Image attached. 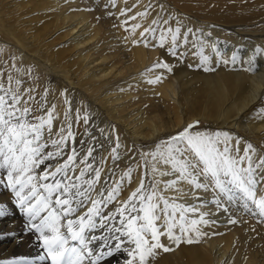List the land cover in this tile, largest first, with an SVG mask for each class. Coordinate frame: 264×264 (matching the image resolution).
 <instances>
[{"label": "snow or ice", "instance_id": "1", "mask_svg": "<svg viewBox=\"0 0 264 264\" xmlns=\"http://www.w3.org/2000/svg\"><path fill=\"white\" fill-rule=\"evenodd\" d=\"M111 3L115 6L116 0H111ZM139 15L147 16L148 12H141ZM161 23L167 24L168 21H161L159 18L152 21L157 26ZM139 27V24L133 26L131 34L135 35ZM157 32V27L147 28L140 33L141 39L133 40V44L142 42L147 47L152 39L157 38ZM145 33H148V38ZM190 33L191 29L184 33L183 44L189 42ZM169 34V55L182 58L184 53L178 55L181 47L178 43L181 38L180 26L175 29L160 27L156 46L163 48L168 42ZM197 55L203 70L212 71L208 66L209 57L204 55L202 47ZM261 55H264V49L257 47L253 56L245 62L248 67L243 70L254 74L257 71L256 58ZM237 60V55L233 53L231 63L235 64ZM222 62L229 63L228 60ZM15 67L13 64V68ZM156 68L172 71V67L163 61L153 66V69ZM159 79H148L146 82L155 84ZM21 84L20 79L14 80L11 75H8L5 84L3 73H0V172L6 173V176L0 178V184L15 197L12 203L26 217V231L38 234L40 247L46 254L39 256L40 261L50 260L51 264H85L86 261L89 264H101L107 258L126 253L123 264H150V260L157 256V250H173L161 242V237H166L177 247L182 242H198L202 235L199 226H207L210 221L205 219L206 213H201L198 218L189 217L188 214L198 212L203 203L199 206L179 203L178 199L187 195L180 187L181 184L204 192L211 188V203L226 213L231 205L239 201L244 214L257 218L258 223H264V175H261L264 173V156L255 161L258 150L251 143L245 144L241 154L240 139L227 131L194 130L199 122L188 124L176 134L160 140L154 151L142 153L141 159L145 161L144 166L148 171L120 207L110 215H103V208L119 196L120 185L111 188L106 196L103 192H97L98 198L92 197L101 178L100 169L93 168L88 162L94 149L89 148L87 154L79 160V164H84L85 167L80 169L75 179L71 174L79 166L76 148H71V154L62 163L58 159L65 155L64 148L68 146L69 139L73 142L75 140L69 115L72 112L71 102L68 99L64 101L69 105L64 113L67 130L60 127L55 134L58 138L51 139L56 106L52 105L45 111L47 91L37 101L34 95L29 94L33 89L21 92ZM257 115H264V108L259 109ZM82 118L87 124L88 115L85 113ZM80 119L81 115L77 110L76 120ZM49 140L55 151L45 152ZM120 147L117 137L115 147L111 150L113 160L119 159L117 149ZM53 159H58L54 169L45 164V161ZM42 165L45 166L44 169L37 174V169H41ZM89 169H92L94 176L84 179L89 175ZM132 172L133 169L129 168L125 173L129 183ZM157 175L173 178L164 181L157 179ZM149 176L150 180L146 181ZM49 180L52 182H45ZM168 192L177 195L168 196ZM195 198L199 199L198 196ZM84 208L86 211L80 214L79 210ZM8 214V207L0 203V218ZM97 217L100 218L99 227L106 229L103 236L89 235L98 226ZM228 222L235 224L237 220L229 218ZM191 233L196 234L195 240ZM97 240H102L103 246L96 249L90 247ZM111 241H115V244ZM0 264L33 262L18 258Z\"/></svg>", "mask_w": 264, "mask_h": 264}, {"label": "bare ground", "instance_id": "2", "mask_svg": "<svg viewBox=\"0 0 264 264\" xmlns=\"http://www.w3.org/2000/svg\"><path fill=\"white\" fill-rule=\"evenodd\" d=\"M135 1L136 0H116L115 6L111 3V8L119 10L122 6H134ZM27 2L30 1L0 0V14H2L3 11L6 12L8 9H12V12H14V17L8 21L9 24L5 27L6 40L12 46L21 48L25 52H27V46L25 45L24 39L32 38L31 42H36L31 44L33 46H45L47 49V56H45L42 63L48 64L50 69L55 68L63 73L65 70L70 71L78 89L83 90L93 101H98L100 108L107 118L102 119L101 124L104 125V131L108 132L104 133L105 135L103 133L99 134L97 131H94L97 133H93L94 145L98 146V143L101 144V149L103 150L101 156H104L107 152V155H109V147H103V144L106 143L109 137V133L112 138L119 137V141L123 146L129 147L131 140L134 142L149 141L160 133L181 130L195 119L207 120L215 124H217L218 121H221L225 125L243 124L245 126L244 131H254V135H258V133L264 130V118L257 119V121L254 122H247L244 120V116H247V112L253 110V107L259 102L263 94L264 55L256 58L257 71L254 74L243 70L248 67L245 62L253 56L255 49L257 47L264 49V26L259 30L243 33L239 30H242L244 26H249L248 22H242L229 27L231 25L229 22L202 21L204 29L207 28V24L214 25L212 27V35L207 38L204 31L201 34V39L203 44L208 47L207 50L212 51L213 57H217L220 54V69L218 68L219 70H216L217 72L215 74L213 72L212 75L205 73L203 75H195L196 73L189 71L187 68L188 66L184 65L177 68L173 75H167L166 77L164 75L163 79H160L157 83L152 85V89L150 90L152 99L149 101L147 107L150 106L153 110L147 115L140 111V109L130 110V107L133 106L130 93L124 90L118 91V87L124 84H132L133 82L130 81L131 77L137 78L144 67L153 64V62L158 63L162 58H165V53L161 52L159 47L155 46L154 40H151L150 45L147 47H145L142 42L134 45L133 40H140V33L144 32L142 29L138 28L135 35H132L127 41L130 44V52L128 51L129 60L120 61V59H117L119 54L118 56H115V54L114 56L103 55V53L97 49L100 46L98 42L99 37L103 36L101 35V27L93 26V22L90 20V12L85 11L82 7L83 3L81 0H53L51 2L49 0H37L36 4L41 3L49 8L44 13L41 11L33 12L34 9L38 8L36 5L22 12L21 5ZM110 2L111 0H109V3ZM141 6L142 4L137 8L141 9ZM31 16L33 17L29 19ZM262 18L264 19V15ZM7 19L8 18L3 19L0 16V31H2L4 27L3 24ZM33 19H37L38 21L33 24L32 28L25 31V23L27 20ZM192 24H195V22ZM183 30L184 28H181V38L184 33ZM55 31L62 32V38H65L67 41L64 56H61L60 53H55L45 44V37ZM145 37L148 38V33H145ZM245 38H248L246 39L248 41L245 42ZM190 39L191 38H189V40ZM217 39L226 40L229 42V45L221 47L222 44L217 41ZM191 41H189L188 44L190 46H192L190 44ZM238 45L241 47L239 50L236 48ZM102 46H105L104 43ZM237 51V61L240 66L235 68L236 65H231V57L233 53L236 54ZM188 60L190 59L188 58ZM222 60H228L229 63L224 64ZM229 69L231 71H229ZM201 99L204 101L202 102ZM156 102L160 106L157 105ZM198 104H200L202 108V113L199 114L196 113V106ZM206 104H210L208 108H206ZM160 107L163 109L158 112H165L171 115L166 121H164L162 115L159 113L157 114L156 109L158 110ZM100 116L103 117L102 115ZM112 122H114L116 127L112 128ZM91 134L92 133L88 134L87 138H89ZM81 137L82 135L79 136V138ZM95 141H98V143ZM51 149L52 148L48 146L47 152ZM84 149L82 153L83 156L86 155V148ZM98 158L100 157L98 156ZM58 159L59 162L62 163V160L60 158ZM58 159L45 161V164L49 168L54 169ZM44 167L45 166L42 165L41 169H37V174H39ZM84 167V164H79L76 172L71 174L73 179H75L76 175H79L80 169ZM116 168V161L113 165L111 156H108L106 161L99 166L101 178L95 186L96 191L92 193L94 199L98 198L97 192H103L104 196H106L111 188L120 185V194L117 199L103 208V215L105 216L110 215L117 207L121 206L131 191L139 185L141 179V170L139 166L131 173V183H129V178L125 176L127 171L123 173V180L121 181L120 174L115 175L114 170H116ZM4 176H6V173L0 172V178ZM89 178H93V172L91 171H89V175L84 177V179ZM158 178L161 177L158 176ZM48 182L52 181L49 180ZM180 187L182 188L183 185L181 184ZM186 187L189 188L187 185ZM166 194L168 196H173L174 192H168ZM13 200L14 196L11 194L10 190L6 189L3 184H0V203H4L9 209V214L0 218V262L25 258L32 261L33 264H49L47 260L40 261L38 259L39 256L44 255V251L42 252V249L39 248L35 235L32 234V232L26 231V223H23L21 219L22 216H18L19 213H16L14 210ZM193 203L195 204V202ZM203 208L208 212L215 209L214 206H210L209 203L206 206L203 205ZM79 211L80 214H82L86 211V208ZM231 211H233V208ZM235 215L236 213L234 217ZM247 218H249V216H247ZM96 219L99 224L100 218L97 217ZM117 219H119V217H117ZM253 220H256V218ZM209 221V225L206 226L208 228L207 232L210 233L208 238L201 235L197 243H192L191 249L180 245L181 247L174 248L167 256L163 255L161 258L158 254L160 259L159 257H156L157 259H151L150 264H257V257L255 256L248 255L244 258H240L239 251L243 248L247 239L242 230H239L237 224H232L230 227H220L219 224L222 226L225 222L220 220ZM212 221L215 223H211ZM250 221L252 222V220ZM243 222L244 221H242V223ZM260 225L263 227V230ZM260 225V228H258L261 229L262 234H264V223ZM116 226L119 225L117 224ZM258 228L256 227V230ZM95 230H93V234L91 233V235L99 236ZM212 232L214 234H211ZM251 238L250 241H252ZM262 238L264 239V236H262ZM261 242H259V244ZM111 243L114 245L115 241H111ZM262 244L263 243H261V245ZM102 246V240H97L90 245V247L94 249ZM261 250L263 251V248ZM162 252L164 253V251ZM258 254H261V252ZM260 256L263 255L261 254ZM120 258L122 260L125 259L126 253H121L117 260L115 257L114 262L117 261L121 263L119 261ZM85 264H89V262L86 261ZM101 264H106V261H102ZM262 264H264V257L262 259Z\"/></svg>", "mask_w": 264, "mask_h": 264}, {"label": "rangeland", "instance_id": "3", "mask_svg": "<svg viewBox=\"0 0 264 264\" xmlns=\"http://www.w3.org/2000/svg\"><path fill=\"white\" fill-rule=\"evenodd\" d=\"M19 1L22 2L24 0H19ZM29 1L30 2H27L26 4L21 5L22 12L34 7V5H36L38 8L34 9L33 12L41 11L42 13H44L46 10L49 9L41 3L36 4L37 0H29ZM49 1L51 2L53 0H49ZM81 1L83 3L82 7L85 9V11L90 12V20L93 22V26L101 27V31H102L101 35L103 36L99 37L98 42L100 46L97 49L100 50L103 53V55L114 56L115 54V56H118L119 54L117 59H120V61L129 60L128 51L130 52L129 50L130 44L127 41L132 36L131 34L132 27L137 24L140 25L139 28L142 29L143 31L150 27L158 28L157 38L152 39L154 40L155 46L158 44L160 27H163L164 29H167L168 27L175 29L177 26H180L181 28H184L183 30L184 33L187 31V29L192 30V33L189 34V38H191L189 41L192 40L190 43L192 46L188 45L189 42L187 44H183L184 33L182 35V38H180V40L178 41V43L181 44V47L178 49V55L179 53H184L182 58L178 59L177 57H173L169 55L168 49L171 46L170 34L168 37V42L165 43L164 47L163 48L159 47L161 52L165 53L164 57L166 58V59L162 58L159 62L163 61V62L168 63L172 67L171 72H168L166 69H162V68L153 69V66L157 64L153 62V64H150L144 67L143 71L138 75L137 78L131 77L130 81L133 82L132 84H124L118 87V91L124 90L125 92L130 93V98L132 99V104H133L132 106L133 108L130 107V110L140 109V111H142L143 113L147 115L150 114L149 112L153 110L150 108V106L147 107L149 104V101L152 99L150 90L152 89V85H153V84H148L146 82L148 79L155 80L157 79V77H159L160 79H163L164 75L165 77L167 75L171 76L174 74L177 68L182 67L184 65L188 66L187 68L189 69V71L196 73L195 75H203L204 73L212 75L213 72L215 74L217 72L216 70L220 69L221 67L220 54L217 57L216 56L213 57L212 51L207 50L208 47H206V45L203 44V41L201 39V34L204 31H205V35L207 36V38H209V36L212 35V32H213L212 27L214 25L207 24L206 25L207 28L204 29L202 25V21L208 20V21H216V22L217 21L229 22L231 24L229 27L240 24L242 22H248L249 26H244L242 30H239V31H242L243 33L244 32L248 33L253 30H259L263 28L264 26V19L262 18V16L264 15V0H136L134 3V6H129V5H126L124 7L122 6L123 8L121 7L122 9L120 8L119 9L120 11L115 10L114 8H111V2L109 3V0L108 1L107 0H86V1L81 0ZM141 4H142V6L140 7L141 9H138ZM105 7L106 8L109 7V8L106 9ZM136 11H138L139 13ZM145 11L148 12L147 16L142 17L139 15L141 12H145ZM13 13L14 12H12V9H8L6 12L3 11L2 14H0V16L3 19L8 18L7 20H5L3 24L4 27L2 28V31H0V73H3V80L5 84H7L8 75H11L14 78V80L20 79L22 81V84L20 86L21 92H24L27 89H33L34 91L29 94L34 95L37 101L41 100V97L43 96L45 91H47L45 111L49 110L52 105L56 106L55 113H54V116L56 117V119L53 121V129H52L53 136L51 137V139L58 138L55 134L58 133L60 127L63 126L67 130V122L65 121L64 113L68 109L69 105H66L64 101L65 99H68L71 102L72 112L69 115L71 117L70 122L72 123L71 131L75 135V140L73 142L71 139H69L68 146L64 148L65 155L63 156L62 159L61 158L60 159L63 162V160L67 158V155L71 154V148L75 147L79 153V156L77 157V163L79 165V160L81 159V157H84L82 155L83 151L85 150L84 148H86V154H87V150L89 148H92L94 149V151L92 153V156L88 157V162L93 165V168L99 169V166L106 161L108 156H111V159H112L111 150L113 147H115V144H116V138L115 137L112 138V136L109 133V137L106 140V143L103 144V147H106V148L109 147L108 148L109 155H107L108 154L107 152L104 156H101L103 154V150L101 149V144H99L98 141H95L96 143H98L97 144L98 146L94 145L93 133H97V132L99 134L108 133L107 131H104L103 129L104 125L101 124L102 119H107V118L104 115L103 110L100 108L99 106L100 104L98 103V101L95 102L92 99H90L87 96V94L83 92V90L78 89V87L76 86L75 79L70 71L65 70L63 73L62 71L60 70L58 71L55 68L50 69L48 64L42 63L44 61L45 56H47V49L45 46H33L31 44H34L36 42H31L32 38L24 39L25 45L27 46V50H26L27 52H25L21 48L12 46L6 40L5 27L8 26L9 24L8 21L14 17ZM32 17L33 16L29 17V19ZM133 17H135V19H133ZM101 18H102V21H101ZM157 18H159L161 21L167 20L168 23L167 24L161 23V25L159 26L153 25L152 21L156 20ZM37 21H38L37 19L27 20V22L25 23V26H26L25 31H28L30 28H32L33 24L36 23ZM193 22H195V24H192ZM125 29H128V30L126 31ZM61 34L62 32L60 31H55V32L50 33L49 35L45 37V40H46L45 44L48 46L49 49H52V51H54L55 53H60L61 56H64L65 48L67 46V41L65 38H62ZM246 39L248 38H245V42L248 41ZM217 41H219L222 44L221 47L229 45V42L226 40L217 39ZM103 43L105 46H102ZM150 43L148 45H150ZM201 47L203 48L204 55L209 57L208 66L213 69L212 71L206 72L203 70V67L200 66V59L197 53L199 52ZM236 48L239 50L241 47L240 45H238L236 46ZM236 55L238 57V51ZM188 58L190 60H188ZM188 61H191V62H188ZM13 64H15L16 66L15 68H13ZM189 65H191L192 67H189ZM231 65H236L235 68L240 66L238 61L235 64L231 63ZM17 69H21L22 71H17ZM149 69H153V71H148ZM229 71L231 70L229 69ZM13 87H15L14 83H13ZM201 101L203 102L204 100L201 99ZM156 104L159 105L157 102ZM209 105L210 104H206V108H208ZM262 108H264V90H263L261 99L253 107V110L251 112H247V116H244L245 117L244 120L247 122H254V121H257V119L264 118V115H260V116L257 115L258 110ZM162 109L163 108L160 107L158 108V110L156 109V111H157V114L159 113L160 115H162L164 121H166L171 115L165 112L163 113L158 112V111H161ZM196 109H197L196 111L197 114L202 113L201 112L202 108L200 104L196 106ZM77 110L79 111L81 115V119L79 121L76 120ZM85 113L89 117L87 124L84 123L83 118H82ZM100 115H102L103 117H101ZM196 122H199V123L197 125V129H194V130L206 131V132L227 131L230 134H232L234 137L239 138L241 141L240 143L241 154L243 153V148L245 144L251 143L258 150L257 155L254 157V160L258 161L261 156H264V130L258 133V135H254L253 134L254 131L245 132L244 131L245 126L243 124L238 125L239 124L238 123L236 125L235 124L225 125L221 121H218V123L215 124L214 122L207 121V120H200V119H195L189 124H193ZM114 127H116V125L114 124V122H112V128ZM179 130L160 133L158 135H155V138L149 141L134 142L133 140H131L129 147L123 146V144L119 141L121 145V147L117 149L119 159L118 160L112 159V164L114 165L115 161L117 164V168L116 170H114L115 175L120 174V180L122 181L124 172L126 171L128 172L129 168L133 169V172H134L135 169L138 168L139 166L141 170L140 176L142 178L143 174L146 171H148V169L145 168L144 166L145 161L141 159V154L144 152L154 151L155 145L160 140L167 139L171 135L176 134ZM94 131H97V132H94ZM90 133L92 134L89 136V138H87L88 134ZM80 135H82L81 138H79ZM49 146L52 148L50 151H55V149L51 146L50 140H49ZM45 152H47V148L45 149ZM98 156L100 158H98ZM148 159H151V157H149ZM89 171L92 172V169H89L88 172ZM261 175H264V173H261ZM93 176H94V173H93ZM156 178L167 181V180L172 179L173 177L158 178V175H157ZM147 180H150V176L146 178V181ZM5 183H6V180H5ZM182 185H183L182 188L184 192L187 193V195H184L182 198L178 199L179 203H184V204L186 203V205H195V204L197 205L198 204L197 206L201 205L202 203L204 206H206L209 203L210 206H214L215 208L213 211L208 212L206 211V209L203 208V206H200L198 212L188 214L190 218H198L201 213H206L207 215H205V219L207 220H214V221L220 220V221L225 222L222 224V226L221 224H219L220 227H227V226L230 227L232 226V223L228 222L229 218L236 219V220L238 218L237 223L235 224H237L239 230H242L243 234L246 236L245 238L247 239V242L245 241L243 248L239 251L240 258L241 257L244 258L248 255H252V256L257 257V260L255 259L257 261V264H262V259L264 257V252H263L264 251V246H263L264 239L262 238L264 234H262V231H261V229L263 230V227L260 225L262 223L257 224L258 223L257 218L256 220H253L255 218H253L250 215H246L245 217V214L244 212H242L243 210L241 209L242 208L241 202L238 201L236 204L231 205L230 209L232 210L233 208V211L229 209V212L226 213L223 211V209H218L215 204L211 203L213 199V192L211 188L209 189V191L204 192L202 190H193L188 185L187 186L189 188H187L186 184H182ZM193 193H195V195H193ZM174 195H177V193H174ZM196 196H198L199 199H196L195 198ZM193 202H195V204ZM14 210L16 211V213L17 212L19 213V215L17 214L18 216L20 217L22 216L21 219L23 223H27L26 217L21 214V212L15 205H14ZM230 213H233V214H230ZM235 213L236 215L234 217ZM247 216H249V218H247ZM240 217H242L243 220ZM241 220L244 222L242 223ZM250 220H252V222ZM97 225L99 224L97 223ZM259 225L261 226V229H259L260 228ZM246 226H247V229H246ZM255 226L257 228L259 227L257 229L258 231L256 230ZM199 227H200V232L202 233V235L205 236V238L206 237L208 238L210 234L209 232H207L208 228L204 225H200ZM95 231L100 236V235H104L106 229L100 228L99 226H97ZM176 232L177 234L179 233L178 228L176 229ZM91 233L93 234V231ZM91 233H89V235H91ZM32 234L35 235L37 244L39 248L42 249V247H40V242L36 237L38 234L34 232H32ZM211 234H214V233L212 232ZM190 235L192 236L194 240L196 239L195 233H191ZM248 236L250 238L252 237L251 238L252 241H250V238ZM165 238L166 237H162L161 242L172 249L178 248L180 245H182L185 248H189V249H191L192 247L191 246L192 243L189 244L186 242H182L177 247L175 244L171 243L168 239H165ZM258 241L259 242L262 241L261 243L263 244L262 245L261 243L259 244ZM125 246L132 247V245H125ZM261 247L263 248V251L261 250L262 249ZM161 250L162 249H160V251L158 250L159 252L157 251L158 254L161 256V258L163 255L167 256L168 253H170V251L163 253L162 252L163 250L162 251ZM259 251L261 252L263 256H260L261 254H258L260 253ZM42 252H43V249H42ZM158 254L156 257H159ZM44 255L46 254L44 253ZM119 256L120 254L105 259L106 264H123L124 259L122 260L121 258L119 260L121 263L117 261L114 262L115 257L117 260ZM47 261H49V264H51L50 260H47Z\"/></svg>", "mask_w": 264, "mask_h": 264}]
</instances>
